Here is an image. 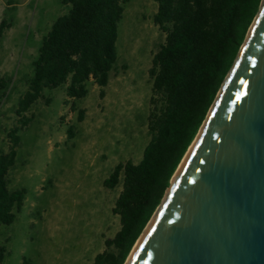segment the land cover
<instances>
[{"label": "rangeland", "instance_id": "1", "mask_svg": "<svg viewBox=\"0 0 264 264\" xmlns=\"http://www.w3.org/2000/svg\"><path fill=\"white\" fill-rule=\"evenodd\" d=\"M7 2L0 0V20L11 23L0 45V78L7 84L0 97L4 152L11 147L6 132L17 123L15 109L27 89L38 47L53 21L70 7L61 0ZM156 9L154 0L125 4L116 67L105 96L100 98L98 86L87 83V95L73 100L86 110L83 121L70 111L72 101L65 104L64 86L43 89L25 113L31 119L17 132L15 162L8 171L9 189L24 188L25 198L15 220L0 224V244L6 248L2 264H21L24 257L32 264H92L105 248L104 239L118 231L119 216L112 207L121 183L108 189L102 181L117 163H137L149 139L148 70L165 38L152 19ZM69 125L75 129L72 139L67 138Z\"/></svg>", "mask_w": 264, "mask_h": 264}, {"label": "trees", "instance_id": "2", "mask_svg": "<svg viewBox=\"0 0 264 264\" xmlns=\"http://www.w3.org/2000/svg\"><path fill=\"white\" fill-rule=\"evenodd\" d=\"M61 1L69 4V10L53 21L38 47L27 89L15 109L17 123L6 132L11 147L0 151V224L12 223L24 203V188L9 189L8 171L15 162L17 132L31 119L25 113L42 97L43 89L64 86L65 104L72 101L70 111L83 121L86 110L77 108L73 100L87 95V83L97 85L103 98L116 67L118 23L129 0ZM154 1L157 9L152 19L165 38L152 54L148 70L149 139L137 163L130 159L117 163L102 181L108 189L121 183L112 207L120 227L104 239L105 248L92 264H124L203 123L262 0ZM10 26L5 18L0 20V45ZM6 86L5 78H0V97ZM74 135V125H69L67 138ZM5 255L6 248L0 244V264ZM21 264L32 263L24 257Z\"/></svg>", "mask_w": 264, "mask_h": 264}, {"label": "water", "instance_id": "3", "mask_svg": "<svg viewBox=\"0 0 264 264\" xmlns=\"http://www.w3.org/2000/svg\"><path fill=\"white\" fill-rule=\"evenodd\" d=\"M193 141L124 264H264V0Z\"/></svg>", "mask_w": 264, "mask_h": 264}, {"label": "bare ground", "instance_id": "4", "mask_svg": "<svg viewBox=\"0 0 264 264\" xmlns=\"http://www.w3.org/2000/svg\"><path fill=\"white\" fill-rule=\"evenodd\" d=\"M197 138H198V136L196 137V139H195V140L192 142V144L190 145V147H189L190 150L192 149V147H193L194 144L196 143ZM189 149H188V151L186 152L187 155L185 154V155H186V156H184L185 158L182 159V161H181V163H180V165H179L177 171L175 172V174H174L175 177L177 176V174L179 173L180 169L182 168L184 162L186 161V159H187V157H188V154L190 153V150H189ZM175 177H174V179H175ZM155 216H156V214H155L154 217L152 218V220H151V222L149 223L148 227H146V230H144L145 232L148 230V228H149V226L151 225L152 221L154 220ZM145 232H144V234H145ZM142 236H143V234H142ZM140 238L142 239V237H140ZM140 238H139V241H137V243L135 244V247H134L133 253H134L136 247L138 246V244L140 243V240H141ZM133 253H132V255H133ZM132 255H130V257L128 258V261L126 262V264H128V262L131 260Z\"/></svg>", "mask_w": 264, "mask_h": 264}]
</instances>
